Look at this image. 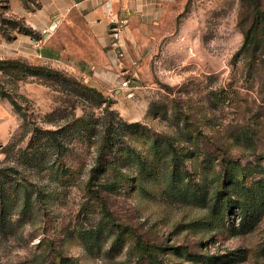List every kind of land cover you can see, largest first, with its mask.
I'll use <instances>...</instances> for the list:
<instances>
[{
    "label": "rangeland",
    "instance_id": "1",
    "mask_svg": "<svg viewBox=\"0 0 264 264\" xmlns=\"http://www.w3.org/2000/svg\"><path fill=\"white\" fill-rule=\"evenodd\" d=\"M166 4L76 75L26 23L40 0H0V264H264V22Z\"/></svg>",
    "mask_w": 264,
    "mask_h": 264
},
{
    "label": "crops",
    "instance_id": "2",
    "mask_svg": "<svg viewBox=\"0 0 264 264\" xmlns=\"http://www.w3.org/2000/svg\"><path fill=\"white\" fill-rule=\"evenodd\" d=\"M132 10L175 8L167 5L166 0H40L39 8L28 14L26 23L33 31H56L52 38L49 34L45 36L51 38V44L44 49L45 59L62 63L67 71L79 75L82 74L80 66L97 68L90 66L96 62L93 48L102 63L116 64L115 55L102 49H109L107 46L111 43L116 45L112 33L115 23L126 19Z\"/></svg>",
    "mask_w": 264,
    "mask_h": 264
},
{
    "label": "trees",
    "instance_id": "3",
    "mask_svg": "<svg viewBox=\"0 0 264 264\" xmlns=\"http://www.w3.org/2000/svg\"><path fill=\"white\" fill-rule=\"evenodd\" d=\"M253 8V13L254 16L257 18L258 22H264V11L260 5V3L257 0H248ZM3 63L0 61V64ZM7 63V62H5ZM9 63V62H8ZM39 71H44L47 72L48 70H46L45 68H38ZM50 73V72H48ZM89 91H93L96 94V91L94 90H89ZM98 99H101L102 97L99 94H96ZM107 148H108V142L104 143L101 146V150L99 153V157H98V161H97V165L93 168L91 176H90V183L95 181L97 179V176H99L100 174H102L103 172H105L106 170V153H107ZM88 193L91 195V197H94L96 200H98L101 204V206H103L104 208V199L100 196L101 195V190L99 189H93L91 188V186L88 187ZM108 215V213H107ZM109 216V215H108ZM109 218V223L111 224V226L118 228V230L121 228V230H124V232H132L133 230L131 228H129L128 226H123L120 224H117L116 222H114V220H112V218Z\"/></svg>",
    "mask_w": 264,
    "mask_h": 264
},
{
    "label": "built area",
    "instance_id": "4",
    "mask_svg": "<svg viewBox=\"0 0 264 264\" xmlns=\"http://www.w3.org/2000/svg\"><path fill=\"white\" fill-rule=\"evenodd\" d=\"M44 33H46V31H44ZM128 81H125L124 83H123V85L126 87L127 85H128Z\"/></svg>",
    "mask_w": 264,
    "mask_h": 264
}]
</instances>
